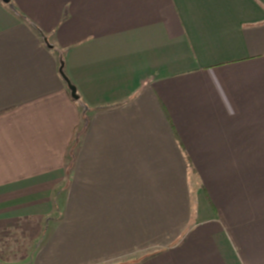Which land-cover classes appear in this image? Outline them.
<instances>
[{
	"label": "crops",
	"instance_id": "1",
	"mask_svg": "<svg viewBox=\"0 0 264 264\" xmlns=\"http://www.w3.org/2000/svg\"><path fill=\"white\" fill-rule=\"evenodd\" d=\"M7 229L30 264H264V0H0Z\"/></svg>",
	"mask_w": 264,
	"mask_h": 264
},
{
	"label": "rangeland",
	"instance_id": "2",
	"mask_svg": "<svg viewBox=\"0 0 264 264\" xmlns=\"http://www.w3.org/2000/svg\"><path fill=\"white\" fill-rule=\"evenodd\" d=\"M30 237V234H23L16 229L1 230L0 259L8 256L11 264H30L31 257L36 249L34 242L28 241Z\"/></svg>",
	"mask_w": 264,
	"mask_h": 264
},
{
	"label": "water",
	"instance_id": "3",
	"mask_svg": "<svg viewBox=\"0 0 264 264\" xmlns=\"http://www.w3.org/2000/svg\"><path fill=\"white\" fill-rule=\"evenodd\" d=\"M5 1H8V0H5ZM69 88H70V90H71V95H72V97L74 98V99H78V96H77V94H76V88H74L73 86H71L70 84H69Z\"/></svg>",
	"mask_w": 264,
	"mask_h": 264
},
{
	"label": "trees",
	"instance_id": "4",
	"mask_svg": "<svg viewBox=\"0 0 264 264\" xmlns=\"http://www.w3.org/2000/svg\"><path fill=\"white\" fill-rule=\"evenodd\" d=\"M63 73V72H62Z\"/></svg>",
	"mask_w": 264,
	"mask_h": 264
}]
</instances>
